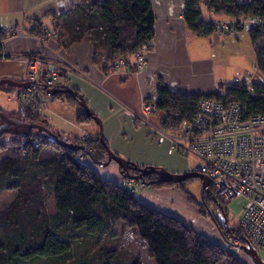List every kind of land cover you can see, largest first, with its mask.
Returning a JSON list of instances; mask_svg holds the SVG:
<instances>
[{
  "label": "trees",
  "instance_id": "obj_1",
  "mask_svg": "<svg viewBox=\"0 0 264 264\" xmlns=\"http://www.w3.org/2000/svg\"><path fill=\"white\" fill-rule=\"evenodd\" d=\"M205 11L216 16L232 17L237 21L252 16L261 19L263 23L260 26L249 27V35L256 68L264 76V0H186L184 19L197 35L215 32L214 22L202 18ZM53 16V35L57 46L66 49L89 36L93 43V61L103 72L113 70L120 57L129 62V57L138 47H151L154 13L150 0L85 1L71 6L65 12L53 13ZM29 32L33 35L43 34L36 33L34 28ZM5 39L6 36L0 30V54ZM0 90L11 92L16 89L3 84ZM79 95L74 89L71 94L57 93L51 97L62 99L68 105H77ZM211 95L224 102L239 103L245 116L264 113V83L249 85L231 82L220 85L215 93L194 94L173 91L160 82L155 99L158 112L177 126L191 121L199 101ZM0 111L10 117L20 113L24 121L49 128L39 105L28 107L19 103L14 111L6 112L1 106ZM92 115L97 114L92 111ZM92 121V116L83 111L77 113L78 124ZM9 127L15 126L0 120V152L9 148L20 150L21 146L27 147L28 152L15 158H2L0 191L18 190L19 197L25 196L26 201L24 205L9 209L5 213L9 218L1 219L0 264H34L36 261L67 264L76 245L82 244L87 249H91L92 244L99 245L98 242L117 224L134 230L156 264H245L221 243L210 241L190 224L143 203L128 187H120V180L100 176L92 165H104L107 159L99 133L95 138L86 136L82 140L78 136L54 131L59 138L84 145L86 149L75 150L56 145L61 151L60 157L41 158L43 149L55 146L43 132L27 128H22L24 132H16L8 130ZM89 146L93 147L91 151ZM79 153L92 163L79 160ZM119 169L122 179L127 180ZM159 178L157 174L144 175L146 187L176 185L191 198L185 185L193 178L179 183L160 182ZM45 191L53 197L56 207L54 214L45 210ZM212 194L211 187L203 191V203L213 200ZM219 202L226 213V202ZM199 206L200 212L204 213L200 203ZM215 223H220L217 218ZM228 233L241 241L246 238L238 222L230 226ZM88 254L86 251L80 255L78 264H142L135 257L117 259L115 250L103 252L101 249L94 257Z\"/></svg>",
  "mask_w": 264,
  "mask_h": 264
},
{
  "label": "crops",
  "instance_id": "obj_2",
  "mask_svg": "<svg viewBox=\"0 0 264 264\" xmlns=\"http://www.w3.org/2000/svg\"><path fill=\"white\" fill-rule=\"evenodd\" d=\"M85 1L92 0H0V27L7 29L21 27L23 33V35L11 36L4 34L6 39L1 52L5 54V58L0 57V78L24 81L27 72L24 59L28 54L39 55L58 65L64 63L74 65L82 69L86 77L70 75L66 87L81 93L90 109L108 124L120 117V112L130 119L133 118V113H139L141 110L144 100L156 98V89L160 82L173 91L183 93L210 94L217 92L220 85L230 82L224 80L222 72L217 71L218 62H216L212 51L216 46H224L225 43L232 40L242 46L241 38L246 36V33L250 39L249 28L247 32L243 31L244 28L250 27L249 25L224 35L217 34L219 32L205 36L197 35L188 27L184 19L186 0H150L154 13L153 37L150 41L151 47L147 48L145 64L139 70H136L135 66L128 65L127 67L114 66L113 70L103 72L100 66L93 61V43L89 36L74 42L66 49L57 46L55 36L54 39H48L46 47H42L37 40L39 37L54 33L53 13L65 12L71 6L82 4ZM239 1L250 2L251 0ZM207 14L211 18L210 21L220 19L219 16L212 13L207 12ZM32 28L36 29V33L43 34H30L29 30ZM230 33H238V36L229 37ZM249 44L254 52L251 39ZM254 59L256 60V58ZM132 60L133 56H130L129 62L132 63ZM218 79L220 80L217 81ZM43 91L41 93L48 94L45 90ZM9 92L0 90V106L8 111H14L18 108L19 103L14 99L7 100V97L15 96V91L14 94ZM2 93L9 94L4 98ZM54 101L67 105L62 99L56 98ZM75 108L70 115L63 111L49 113H54L53 118L68 121L77 127L75 129H80L81 134L78 137L95 138L99 131L98 125L94 121L83 125L77 124L78 112ZM65 114L70 119H67ZM160 115V113L152 115L143 123L153 129V126L159 125ZM56 131L67 133L61 129ZM44 152L49 153L47 150H42L40 155H45ZM85 162L91 164L87 160ZM93 168L103 178L115 181L121 179L119 166H108V172H103L95 165ZM137 191H141L138 198L143 203L163 213L174 215L190 225H193L196 219L197 221L203 219L199 217L197 210L187 204L177 187L150 190L144 188ZM203 220L201 221L208 224L209 231L213 233L212 223L206 218ZM199 230L201 229L199 228Z\"/></svg>",
  "mask_w": 264,
  "mask_h": 264
},
{
  "label": "built area",
  "instance_id": "obj_3",
  "mask_svg": "<svg viewBox=\"0 0 264 264\" xmlns=\"http://www.w3.org/2000/svg\"><path fill=\"white\" fill-rule=\"evenodd\" d=\"M213 22L215 32L223 33L263 23L253 16L240 21L228 17L226 20ZM262 26L264 28V24ZM0 30L8 36L23 35L20 28L0 27ZM51 36L54 37L49 34L46 38L37 40L41 46L46 47ZM146 52L145 45L138 47L133 54L132 63L118 59L115 66L132 65L139 70L145 64ZM0 57L5 58V54L2 52ZM25 59L27 72L24 80L28 81L29 86L16 98L28 107L40 104V95L44 89L64 88L70 75L86 77L82 69L69 63L58 65L32 54H28ZM240 82L235 79L232 84ZM157 111L155 98L144 100L141 114L133 113L132 121L146 122L148 115ZM153 129L167 137L169 153L195 159L197 163L194 170L209 178L208 188H212L214 199L229 202L237 197L244 198L243 212L238 223L260 262L264 264V113L245 116L239 103L224 102L211 95L199 101L191 121L176 126L172 125L168 117L160 115L159 125L153 126ZM85 137L81 139L84 140ZM85 149L83 145V150ZM77 157L81 160L83 156L78 154ZM133 182L135 183L132 184ZM118 183L120 187H128L133 193L144 188L143 183L133 179L120 180ZM225 241L237 253L246 254L242 249L243 241L236 236L230 234ZM224 247L228 249L227 243ZM231 249L228 250L232 251Z\"/></svg>",
  "mask_w": 264,
  "mask_h": 264
},
{
  "label": "rangeland",
  "instance_id": "obj_4",
  "mask_svg": "<svg viewBox=\"0 0 264 264\" xmlns=\"http://www.w3.org/2000/svg\"><path fill=\"white\" fill-rule=\"evenodd\" d=\"M219 17L221 20L222 19L226 20L228 18L225 16H219ZM202 18L211 20V18L209 17L206 11L203 12ZM248 28L249 27L244 28L243 31L247 32ZM217 34L224 35L225 33L219 32ZM228 36L235 37L238 36V33H230ZM46 37L47 36L39 37V38H46ZM52 38L54 39V37L52 36L49 37L48 39H52ZM241 40H242V46L236 44L234 40H232L230 42L225 43L224 46L223 45L216 46V48L212 51L213 54L215 55L216 62H218L217 71L222 72L224 74L223 77L224 80L230 83L233 82L235 79L244 82L245 84L264 83V76L256 68L255 65V61H256L254 59L255 54L249 44L250 39L248 33H246V36H242ZM25 57L27 56L25 55ZM25 60L26 59H24V61ZM219 80L220 79H218L217 81ZM47 89L44 90L47 91ZM9 93L14 94V91H11ZM9 93H5V94L2 93L3 97L5 98L6 95ZM40 96H41L40 98L41 103L38 105L40 106V109L44 108L42 109L43 113L46 111L44 118L48 122L49 128L53 130V132L55 131L59 133V131L56 130L61 129V130H65V132H67L70 135L80 136L81 134L80 129H75L77 127L72 125V123H69L68 121L57 120L53 118L54 113H49V112L57 113L63 111L70 115L75 107H76L75 110L77 112L81 111V108L78 106V104L68 105V103H66L69 106L68 107L67 105L64 104H58L59 102L54 101L55 99H53L51 95L41 93ZM13 99L18 101L16 95L7 97L8 101ZM46 109L48 110V112ZM4 111L7 112L8 110L4 109ZM139 113L141 114V110L139 111ZM157 114H159L158 111L151 113L150 115H148L147 119L150 116ZM12 116L13 118L18 120L22 118L20 113L13 114ZM64 116L67 119H70V117H67L66 114ZM119 116L120 117H117L116 119L112 120L109 124L106 121L103 122V120L99 117L102 122L105 140L111 151L115 152L117 155L121 156L127 161L136 164L139 167L150 166V165L151 167H159L160 165H162L163 166V167L161 166L162 168L166 169L168 172L171 173H183L195 169L197 162L192 157L189 156L184 157L174 152L173 153L168 152L169 143L167 137L164 134L158 131L156 132L154 129H152L151 127H149L148 125H146L141 121H136V123L133 124L132 118L130 119L122 112L119 113ZM57 125L58 127L56 128ZM79 125H83V124H79ZM8 130L16 131V132L25 131L20 127L19 128L9 127ZM67 133L65 134L62 133V134L66 135ZM54 145H55L54 147L50 146L43 149L49 151V153L46 154L44 152L43 154L45 155L41 156V158L49 155H53V156H57L58 154L61 155V151L56 148L58 146H56V144ZM20 148H21L20 150L9 148L3 152L1 151L0 162L2 161V158L6 156L15 158L20 154H25L28 152L27 147L21 146ZM88 148L91 149L93 147L89 146ZM81 160L83 161L90 159L83 156ZM108 166L118 167V164L115 161H112L108 165H101L98 166V168L100 170H103V172H108L109 171V169H107ZM120 180H124L122 179V176ZM138 181L143 183L144 188L148 190L155 188L163 189V188L177 187V189L182 193L183 198L187 202V204H189L192 208L198 211L197 213L199 217L203 219L206 218L208 221H210L214 229H213V233H211V231H209L210 229L208 227V224H205V222H203L204 221L203 219H201L203 221L201 220L197 221L196 219L195 223L193 224L194 227L193 225L191 226L196 231L206 236L210 241L215 243H221L223 247L227 243L228 249H231L230 248L231 246L228 245V242L225 241V237H224V233H225L226 239H229L230 234L224 232V229L221 226L220 227L222 228L223 233H220V231L215 227V224L212 221L213 219L212 217H214L215 219L217 218L219 214V209L217 208L213 200H206L205 203H203V198H202L203 191H202L201 181L199 179L193 178L185 185V188L189 193V195L191 196V198H188L187 197L188 195H186L184 191L179 186L176 185L146 187L144 180L143 181L138 180ZM134 183L135 182H133L132 184ZM140 193L141 191H137L134 194L138 198ZM19 195L20 193L18 190L2 189L0 191V233L2 231L1 219L4 218V220H6L7 218H9L7 217V215H5V213L9 211V209L11 208L13 209L18 205H24L23 203L24 201H26V198L25 196L19 197ZM199 203L201 204L204 213L200 212ZM244 203L245 200L243 197H237L224 204L226 211L225 215L229 226L231 225L234 226L240 220L243 212ZM45 210L49 214H54L56 212V207L53 197L47 191H45ZM9 222H11L10 219ZM199 228L201 230H199ZM98 243L99 245L92 244L91 249H87L82 244L76 245V247L72 251L71 258L68 260L67 264H78V259H79L78 257H80V255H82L86 251H88L89 253L88 256L94 257V255L99 251H101V249L103 250V252L109 250H115V255L117 259L135 257L138 258L142 262V264H156L155 259L150 256L146 245L136 235L134 230L123 228L122 224L115 225L112 231L106 234L105 237H103ZM231 250L242 262L245 263L244 261L245 259L241 256L239 257L236 249H231ZM244 257L246 258L248 263L253 264L246 254L244 255ZM44 262L46 261H42V262L36 261L34 262V264H45Z\"/></svg>",
  "mask_w": 264,
  "mask_h": 264
},
{
  "label": "water",
  "instance_id": "obj_5",
  "mask_svg": "<svg viewBox=\"0 0 264 264\" xmlns=\"http://www.w3.org/2000/svg\"><path fill=\"white\" fill-rule=\"evenodd\" d=\"M6 84V85H10L12 87H14L15 90V95L16 97H18L19 93L28 87L29 83L28 81H15L13 79L10 78H0V86ZM49 95H55L57 93L59 94H71L72 92H74V89L71 88H61V89H47L46 91ZM18 103H21L18 100ZM78 105L82 108V111L86 114V115H90L92 116L93 121L98 125L99 128V139L100 142L102 143L107 159L104 162V165H108L110 162L115 161L118 166L121 168V171L123 172L122 175L128 179H135V180H144V175H148V174H157L159 175V181L160 182H173V183H179L185 179L188 178H197L201 181V185H202V191L208 190V186L210 183L209 178L202 174L199 173L195 170L192 171H186L183 173H171L168 172L166 169L162 168L161 166L159 167H151L150 166H144V167H139L136 164L127 161L126 159L122 158L121 156L117 155L115 152L111 151L106 140L104 137V133H103V127H102V122L101 119L97 116V115H92V110L90 109L88 103L86 102L85 98L82 95L78 96ZM0 120H2L4 123L15 126V127H20V128H27V129H36L40 132H43L45 134V136L47 137V139L56 145H60L62 147H66V148H71V149H75V150H81L83 148L82 145H77L74 144L72 142L67 141L66 139H61L58 137V135L53 132L51 129H49L48 127L42 125V124H38V123H29L24 121L23 118L21 119H15L13 117H10L8 115H6L5 113L0 111ZM134 170L137 171V174L134 173H130L129 170ZM215 205L217 206V208L219 209V214L217 216V220L218 223H215V218L212 217V221L215 224V226L217 227V229L220 231V233H223L222 228L224 229V232L228 233L229 231V224L227 222L226 219V215L223 209L222 204L216 200L213 199ZM222 228H221V227ZM242 249L243 251L250 257L251 261L253 264H262L257 256V253L255 252V250L253 249L252 245L250 244V242L244 238L243 239V244H242Z\"/></svg>",
  "mask_w": 264,
  "mask_h": 264
},
{
  "label": "bare ground",
  "instance_id": "obj_6",
  "mask_svg": "<svg viewBox=\"0 0 264 264\" xmlns=\"http://www.w3.org/2000/svg\"><path fill=\"white\" fill-rule=\"evenodd\" d=\"M28 86H29V85H28ZM54 89H57V88H54ZM23 90H24V89H23ZM23 90H22V91H23ZM22 91H21V92H22ZM21 92H20V93H21ZM20 93H19V94H20ZM18 96H19V95H18ZM238 255H239V257H240V256L243 257V258L245 259L244 261H245L247 264H251V263H248V261H247L246 258L244 257V255H245L244 253H238Z\"/></svg>",
  "mask_w": 264,
  "mask_h": 264
},
{
  "label": "flooded vegetation",
  "instance_id": "obj_7",
  "mask_svg": "<svg viewBox=\"0 0 264 264\" xmlns=\"http://www.w3.org/2000/svg\"><path fill=\"white\" fill-rule=\"evenodd\" d=\"M92 149V148H91ZM131 170V169H130Z\"/></svg>",
  "mask_w": 264,
  "mask_h": 264
}]
</instances>
